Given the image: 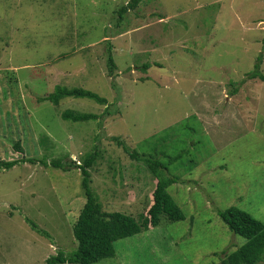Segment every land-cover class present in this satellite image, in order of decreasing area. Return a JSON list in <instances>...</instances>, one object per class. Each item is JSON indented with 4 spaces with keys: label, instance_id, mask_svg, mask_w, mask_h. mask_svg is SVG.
Returning <instances> with one entry per match:
<instances>
[{
    "label": "rangeland",
    "instance_id": "rangeland-1",
    "mask_svg": "<svg viewBox=\"0 0 264 264\" xmlns=\"http://www.w3.org/2000/svg\"><path fill=\"white\" fill-rule=\"evenodd\" d=\"M128 2L0 0V161H21L0 166V264L76 251L77 166L96 148L91 187L104 211L141 220L155 176L115 138L179 179L168 192L186 218L162 216L96 264H221L246 240L219 211L264 222V82L247 77L259 56L264 74V0H143L120 19ZM57 86L99 94L110 114L90 99L40 102ZM66 110L100 119L64 120Z\"/></svg>",
    "mask_w": 264,
    "mask_h": 264
},
{
    "label": "trees",
    "instance_id": "trees-1",
    "mask_svg": "<svg viewBox=\"0 0 264 264\" xmlns=\"http://www.w3.org/2000/svg\"><path fill=\"white\" fill-rule=\"evenodd\" d=\"M142 1L129 0L128 4L122 6L119 10L120 19L124 18L125 13L137 9ZM261 60L262 58L259 56L254 71L247 75L249 79H259L264 82V74L259 70ZM151 67L152 65L147 62L143 65L142 69L145 71ZM107 68L109 76L114 77L117 66L111 50L107 57ZM112 87L117 90L114 81ZM69 97L93 100L99 105L106 106L102 115L110 114L108 112L110 109L108 100L84 88L57 86L54 92L41 98L40 102L49 101L55 105H59L63 99ZM119 99L118 95L117 100L119 101ZM61 116L64 120L74 122L98 121L100 119L96 114L72 110L64 111ZM114 141L118 145H122L133 158L145 160L155 176V188L149 196L150 203L146 210H144L145 212L142 214L141 220L138 221L132 215L119 211H104L99 198L91 187V169L100 156L96 148L94 152L84 157L83 163L77 166L83 175L82 188L86 198L79 217L74 222L72 228L77 249L72 254H65L63 251H60L57 255L49 257L46 264H96L105 259H112L117 256L115 243L118 240L129 238L143 231L158 227L161 224L162 216H167L169 221H181L186 218L183 209L168 192L169 186L178 182L179 179L166 175V168L161 165L159 160L153 157L146 158L145 155L132 151L124 140L120 138H115ZM16 148L21 149L19 142L16 144ZM28 161L33 162V160H22L23 163ZM20 162V160L0 161V166L5 169H11ZM52 166L63 167L59 161H53ZM219 216L234 234L246 240V243L236 250L224 252L225 256L222 258L221 264H261L264 262V222L236 206L219 211ZM33 228L38 233L48 235L46 231L36 225H33Z\"/></svg>",
    "mask_w": 264,
    "mask_h": 264
},
{
    "label": "crops",
    "instance_id": "crops-1",
    "mask_svg": "<svg viewBox=\"0 0 264 264\" xmlns=\"http://www.w3.org/2000/svg\"><path fill=\"white\" fill-rule=\"evenodd\" d=\"M233 96H235V95H233ZM227 98H231L232 99V97L230 96V97H227ZM217 113V111H215V114Z\"/></svg>",
    "mask_w": 264,
    "mask_h": 264
}]
</instances>
